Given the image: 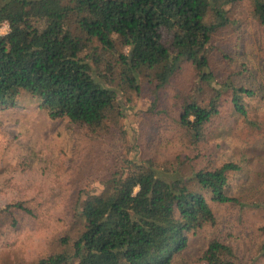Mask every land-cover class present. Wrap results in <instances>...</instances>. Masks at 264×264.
<instances>
[{"label": "trees", "instance_id": "trees-1", "mask_svg": "<svg viewBox=\"0 0 264 264\" xmlns=\"http://www.w3.org/2000/svg\"><path fill=\"white\" fill-rule=\"evenodd\" d=\"M247 2L264 26V0H0V25L9 24L0 33V109L29 95L51 118L107 138L125 117L122 91H140L141 76L158 70L156 90L178 86L171 104L162 93L155 104L160 112L167 111L163 103L177 111L179 129L169 137L182 141L176 164L162 167L139 156L113 171L99 191L82 198L80 190L61 249L37 264H180L173 258L190 237L216 224L212 201L237 199L228 187L241 165H217L203 144L228 103L246 114V98L262 92L217 79L211 63L217 38L241 22L232 11ZM197 158L206 163L197 167ZM182 164L189 172L178 171ZM11 206L32 213L16 203L0 214ZM201 258L241 264L218 237Z\"/></svg>", "mask_w": 264, "mask_h": 264}, {"label": "rangeland", "instance_id": "rangeland-1", "mask_svg": "<svg viewBox=\"0 0 264 264\" xmlns=\"http://www.w3.org/2000/svg\"><path fill=\"white\" fill-rule=\"evenodd\" d=\"M250 4L232 11L241 22L217 38L211 63L217 79L229 77L262 92L246 98V114L235 113L228 103L203 144L207 159L210 156L217 165L228 161L241 165L230 176L228 187L237 199L212 201L216 224L193 234L188 246L175 254V263L206 264L202 253L218 237L232 246L239 263L264 264V26ZM8 30L7 22L0 25V33ZM157 72L151 70V78L141 76L140 91L121 90L125 117L116 134L107 138H98L68 118H51L29 95L11 108L0 109V211L16 203L32 210L11 206L0 214V264H37L60 250V237L72 226L79 191L82 198L88 191H99L128 159L154 157L162 167L176 164L182 141L169 137L179 129L177 111L163 103L167 111L160 112L155 104L158 93L167 95L171 104L178 86L156 90ZM197 160V167L206 163ZM190 167L182 164L178 171L187 173Z\"/></svg>", "mask_w": 264, "mask_h": 264}, {"label": "built area", "instance_id": "built-area-1", "mask_svg": "<svg viewBox=\"0 0 264 264\" xmlns=\"http://www.w3.org/2000/svg\"><path fill=\"white\" fill-rule=\"evenodd\" d=\"M9 25V24H8Z\"/></svg>", "mask_w": 264, "mask_h": 264}]
</instances>
